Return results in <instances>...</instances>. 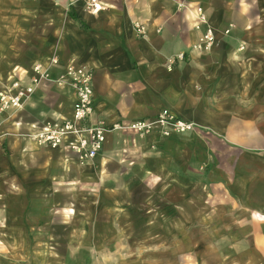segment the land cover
Returning <instances> with one entry per match:
<instances>
[{
  "label": "crops",
  "instance_id": "1",
  "mask_svg": "<svg viewBox=\"0 0 264 264\" xmlns=\"http://www.w3.org/2000/svg\"><path fill=\"white\" fill-rule=\"evenodd\" d=\"M98 1L103 9L91 15L87 0H0V91L9 77H30L37 63L55 79L73 61L93 71V121L152 120L168 109L194 132L110 134L84 165L59 149L47 159L32 135L69 116L74 97L43 82L20 110L0 114V264H102L113 239L133 250L127 239L137 236L138 222L145 237L160 236L149 234L155 228L187 236V253L174 261L181 250L172 247V260H164L147 248L140 260L103 264H264V0H190L185 8L171 0ZM195 5L215 36L208 49L197 48L204 30L194 27ZM136 24L144 35H135ZM123 160L125 173H142L141 186L111 179ZM65 180L88 185L92 196L65 203L74 207L63 208L67 237L79 240L61 258L51 241L52 201L40 203L44 212L34 207L36 189L52 191ZM181 186L203 190L204 198L177 192L158 209L150 190ZM182 206L189 210L184 231Z\"/></svg>",
  "mask_w": 264,
  "mask_h": 264
},
{
  "label": "built area",
  "instance_id": "2",
  "mask_svg": "<svg viewBox=\"0 0 264 264\" xmlns=\"http://www.w3.org/2000/svg\"><path fill=\"white\" fill-rule=\"evenodd\" d=\"M180 8H185L190 0H171ZM87 12L96 15L103 9L98 0H87ZM195 29H203L199 39L198 49H208L214 42V33L207 22V17L201 6L195 5ZM136 36L144 35L141 24L134 25ZM228 33V32H226ZM183 60V54L178 56ZM58 58L50 59L51 66H57ZM32 75L27 79L20 76L9 77L6 85L0 91V114L18 111L24 102L43 82H50L57 87L72 91L73 102L71 113L67 117L47 121L32 135L33 140L41 146L67 151L84 163L95 159L104 150L107 137L110 134L132 133L139 137L158 133L163 137L185 135L194 132V125L186 122L168 109H163L152 120L134 122H116L108 124L103 120L93 121V71L84 65L73 61L66 64L63 72L52 79L40 64L32 66Z\"/></svg>",
  "mask_w": 264,
  "mask_h": 264
},
{
  "label": "rangeland",
  "instance_id": "3",
  "mask_svg": "<svg viewBox=\"0 0 264 264\" xmlns=\"http://www.w3.org/2000/svg\"><path fill=\"white\" fill-rule=\"evenodd\" d=\"M0 87H1V85H0ZM32 140H33V138H32ZM119 141H122V140H119ZM33 142L35 143L36 146L42 147L44 149V152L46 154L45 156H47V159L49 158V156L51 157L50 152L56 151V149H51L49 147L39 145L37 142H35V140H33ZM113 143L114 144L116 143V145H117L118 142H116V140H113ZM68 154H70V153H68ZM121 158H124V157H121ZM121 158H117V160L121 159ZM75 160L77 163H80L77 159H75ZM122 162L123 163L120 164L118 169L116 167L117 170L111 175L112 176L111 179H114L113 181H115L118 186L123 184V182L129 181L130 179H131V181H134L132 183V185L134 187L141 186L143 183H141L139 180H141L142 173L139 171H136V172L133 171V173H130V171H127V173H125L126 171L124 169V167H125L124 166V160ZM112 170H115V168L114 169L112 168ZM105 176H107V174ZM108 177H110V176H108ZM55 182L56 181H54V183ZM139 183H141V184H139ZM68 184H70V188L67 187ZM108 184H109V182H108ZM109 185H112V184H109ZM156 186H158V185H156ZM44 187L45 186L42 185L38 189H36V196L35 197L38 199V202L34 208L37 210L38 213L44 212V210H43L44 207L41 206L40 203H42V205H44L45 199H48L49 204H51L50 200L52 201L53 208L51 210V213L54 217L53 225L56 226L54 233L57 234V237H54L51 241L53 243L54 250L56 252H58L59 256H61V258H62L63 256L67 255V254H65L66 250L64 247H66L67 245L69 246V244L77 245L76 240L77 241L79 240V238H77V237L76 238L75 237H67L71 233L67 234V232H66L67 229H65V226H69L70 224L69 223L65 224L64 223L65 220L62 221L61 217L63 214H65V211H63V208H70V209L74 210V207L71 205L66 207L65 203L67 202L68 199L72 200V199H76V197H78V196L79 197L86 196L85 193L89 194V196H92L91 190L88 188V185H86V187L82 188L81 185L76 183L75 181H68V183H67L66 180H65V182H62V181L56 182L54 184V188L52 191L49 189L44 190ZM181 187L182 188L180 191L168 190V189L162 191V190H157L156 188L150 190V194H152L153 197H157L158 199H160V202H159L160 205L158 206V209H160L164 212V210L166 208L164 206V202H162V199H165L167 201V198L170 199L173 197H177V194H178L177 192H179L180 197L182 199L188 198L190 196H193L196 198H204V192H203V190H201L199 188L196 190H189V188H187V187H185V188L183 186H181ZM141 191H143V190L138 188V190L136 192L138 197L141 196ZM48 205H47V207H48ZM182 209H183L182 215L180 216L181 221L177 224H179V227L181 226L182 231H184L188 227V223L186 222V221H188L187 219L189 217L188 212H187L188 206H182ZM170 219H172V216L170 217ZM172 225H173V223L171 222V226ZM139 226H140V223L138 222V231L136 232L137 236L131 237V239H127V244L128 245L131 244L133 250L129 251L128 248L126 250V248L124 247V246H126L125 239H123V238L113 239V241L110 244H114V251L109 250L108 253L101 254L100 255L101 263L103 264V263H113V262H118V261H124L127 257H129L130 259H134V260L135 259L140 260V257L142 256L141 251H143L144 253H150V252H146V250H148L147 248H150V251L161 252L160 256L165 258L164 260H167V259L172 260V258H170V255L167 254V251L170 250L172 247H178L181 250L180 251L181 253H174V256H173L174 261L178 260L176 258V256L178 254L187 253L188 247L190 244L189 243L190 240L187 236L186 237H180V238H177V237L171 238V237H168L165 235L163 228H159V230H157L155 228V230H152L149 234H155V233L157 234L158 233V234H160V236L145 237L144 235L146 234V231L145 230L141 231ZM182 235H183V233H182ZM43 240L44 239H41V238L37 239V245H42ZM196 240H197V242H204L205 238L198 237V238H196ZM101 244H102V246L109 245L108 239L107 240L105 239V241H103ZM52 256L55 258H58L54 254H52ZM181 256H183V255H181Z\"/></svg>",
  "mask_w": 264,
  "mask_h": 264
},
{
  "label": "bare ground",
  "instance_id": "4",
  "mask_svg": "<svg viewBox=\"0 0 264 264\" xmlns=\"http://www.w3.org/2000/svg\"><path fill=\"white\" fill-rule=\"evenodd\" d=\"M80 165H84L83 163H79Z\"/></svg>",
  "mask_w": 264,
  "mask_h": 264
}]
</instances>
